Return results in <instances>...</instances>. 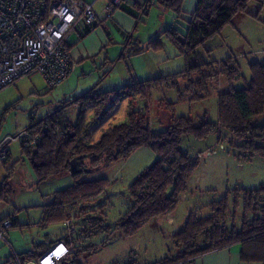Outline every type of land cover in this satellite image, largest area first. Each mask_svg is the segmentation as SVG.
Wrapping results in <instances>:
<instances>
[{
  "label": "rangeland",
  "instance_id": "obj_1",
  "mask_svg": "<svg viewBox=\"0 0 264 264\" xmlns=\"http://www.w3.org/2000/svg\"><path fill=\"white\" fill-rule=\"evenodd\" d=\"M166 14L173 15L171 12ZM178 16L180 19L173 26L171 21L169 27L164 28L166 31L175 28L181 33L187 32L190 18ZM164 32L157 34V40L161 39L160 43L163 44L161 49H147L142 54H131L125 58L122 53L112 64L108 61L106 66H102L106 61L95 57L91 60L101 63V66H95L92 70L93 65L89 64L92 67L86 66L85 69L89 67L92 73H73L61 87L54 90L48 87L41 74H33L1 91L0 141L29 128L31 119L39 122L62 109L64 116L70 118L72 123L76 124L82 117L91 124L85 137L89 144L98 142L112 126L127 123L130 99L118 97L119 91L155 78L174 75L186 68L185 59ZM197 48L200 56L191 58L190 64L213 63L214 72L219 73V77L208 82V93L201 94V99H194L187 90L186 79L181 80L175 88L167 85L153 88L148 100L137 98L133 110L149 108L153 132H163L173 118H188L197 122L206 116L210 122L219 123L220 95L230 89L245 88L251 79L250 66L255 63L264 65V1L249 0L245 12L235 15L232 23L220 35ZM228 61L230 67L239 69V78L230 80V76L223 73ZM95 87L101 94H109L112 101L105 103L103 111L98 105L84 107L82 104L81 107L77 103ZM258 122L264 123V115L258 118ZM232 140L227 132H223L222 141L219 134L202 141L186 140L183 149L192 156L208 150L218 153L200 160L196 175L188 183L186 196L180 198L174 222L160 220L157 226L149 222L129 238L122 237L115 228L102 230L97 227L95 230V225L103 220L104 226L113 227L128 212L132 206L130 186L158 159L150 147L139 149L127 160L101 165L84 176L87 181L105 179L109 184L99 197L88 202L85 214H79L75 219L73 227L77 231L72 237L68 235L63 221H43V211L52 204L53 194L74 184L72 175L66 174L37 185L35 172L23 156L20 144L12 142L9 145L10 158L6 162L0 161V185L10 176L14 192L7 202L0 203V223L4 218L16 215L18 224L8 231L9 244L0 241V264L13 251L26 261H34L35 256L43 253L45 248L66 238L78 247L77 252L79 249L80 253L76 256L80 264H154L167 256H174L176 248L163 235L172 234L175 225L187 214L191 202L194 203L193 209L206 210L204 215H209L210 209L206 208L212 202L227 197L228 210L234 215L235 190L253 191L264 186V159L255 157L247 162L237 159L238 142ZM86 164H89L88 160ZM241 202L242 198L239 199ZM241 210L242 204L237 208V214Z\"/></svg>",
  "mask_w": 264,
  "mask_h": 264
},
{
  "label": "trees",
  "instance_id": "obj_2",
  "mask_svg": "<svg viewBox=\"0 0 264 264\" xmlns=\"http://www.w3.org/2000/svg\"><path fill=\"white\" fill-rule=\"evenodd\" d=\"M183 2L184 0H164L161 4L166 10L175 13L176 19L179 20L178 15L183 13ZM248 2L249 0H199L195 12L190 16L186 33H181L175 28L165 31L164 34L185 59V70L119 91L118 97L125 96L130 99L128 122L112 126L102 134L98 142L89 144L85 141L90 123L82 117L76 124L72 123L70 118L64 116L63 109L57 110L39 122L31 119L29 129L33 136L40 139V144L36 148H21L23 156L27 158L35 172L37 185L66 174H71L74 180L71 187L53 194L52 204L43 211L44 222L61 220L66 224V221L72 220L74 225L79 214H85L88 202L99 197L109 184L105 179L87 181L84 176L97 170L101 165L127 160L143 147H150L157 154L158 159L130 186L129 196L132 206L113 227L104 226L103 220H99L95 230L97 227L102 230L115 228L121 232L122 237L129 238L149 222L157 226L158 221L173 218L180 198L187 193L188 183L196 175L200 160L203 159L198 156L205 155L209 151L192 156L183 149L186 140L202 141L213 134H219V139L222 141L223 132H227L234 142H238L237 146L232 142V146L237 147V159L245 162L255 157L264 159V123L258 122V118L264 115V65L262 64L255 63L250 66L251 79L245 88L230 89L220 95L219 123L210 122L206 116L197 122L188 118H173L172 123L163 132L155 133L151 127L149 108L133 110L134 101L137 98L148 100L153 88L164 85L175 88L183 79L188 81L187 90L193 94L194 99L203 98L201 94L208 93V82L217 79L219 73L214 72L213 63L206 65L198 62L191 65L190 60L193 57L199 58L197 47L220 35L223 29L232 23L235 15L246 11ZM96 27L98 26L81 25L70 34L69 39L74 33L82 39ZM69 39L67 50L70 53ZM160 40L156 37L146 46H140L138 42L130 39L122 57L142 54L147 49H161L163 44ZM77 65L76 63L73 72L77 69ZM224 66L226 69L223 73L230 76V80L240 77L239 69L230 67L229 61ZM108 102H112L109 94H101L98 87H95L77 103L81 107L98 105L103 111L105 103ZM76 157L80 158V170L73 173L71 161ZM87 160L89 164H86ZM9 177L0 185V203L7 202L14 192ZM234 196L236 199L234 215L228 210L227 197L212 202L206 208L210 209L209 215H204L203 210L196 208L187 212L183 220L175 225L172 234L163 235L176 248L177 256H167L154 264H188L190 259L199 255L238 244L242 245L244 260H264V186L253 191L235 190ZM240 198H242L241 203H239ZM240 204L242 210L237 214ZM14 216L16 220L12 228L16 227L18 224L16 215L4 218L0 226L3 221ZM66 227L68 235L73 237L77 229L70 232L67 225ZM60 241L72 245L75 253L70 262L80 264L76 256L80 251L78 249L77 252L78 247L74 245L75 242L71 244L67 238ZM49 249L51 246L36 255V259ZM19 257L23 263L33 261L30 259L26 261V258L20 255ZM8 260H11V256L2 264Z\"/></svg>",
  "mask_w": 264,
  "mask_h": 264
},
{
  "label": "built area",
  "instance_id": "obj_3",
  "mask_svg": "<svg viewBox=\"0 0 264 264\" xmlns=\"http://www.w3.org/2000/svg\"><path fill=\"white\" fill-rule=\"evenodd\" d=\"M124 1L112 0L106 12L112 14ZM81 25L99 26L101 23L92 6L80 0H0V92L33 74H41L52 90L61 86L76 68L67 50V41ZM12 142L36 148L40 139L25 128L1 140L0 161L9 159ZM217 153L209 150L198 157ZM15 220L14 216L2 222L0 241L8 243L7 234ZM66 225L70 232L74 231L72 220L66 221ZM74 253L72 245L60 241L28 263H23L13 251L11 260L5 264H73L70 261ZM191 263L192 259L188 261Z\"/></svg>",
  "mask_w": 264,
  "mask_h": 264
},
{
  "label": "crops",
  "instance_id": "obj_4",
  "mask_svg": "<svg viewBox=\"0 0 264 264\" xmlns=\"http://www.w3.org/2000/svg\"><path fill=\"white\" fill-rule=\"evenodd\" d=\"M80 1L92 6L101 25L82 39L77 33L71 35L69 39L70 56L78 64L74 74L81 72L82 75H89L95 66H101V63H95L91 59L102 58L106 61L102 66H106L108 61L112 62L118 55L121 56L122 53H125L130 39L138 42L140 46H146L150 39L156 38L157 34L166 31L164 28L169 27L171 21L172 26L177 22L176 14L162 6L161 2L164 0H125L122 7L110 15L106 12V8L112 0ZM198 2L199 0H184L181 16L190 18L195 12ZM167 12H171L173 15H167ZM86 66L93 69L91 70L89 67L85 69ZM193 207L194 203L191 202L188 212ZM168 221L174 222V219L169 218ZM176 253L174 256H177ZM191 264H264V260H244L242 245L238 244L199 255L192 259Z\"/></svg>",
  "mask_w": 264,
  "mask_h": 264
},
{
  "label": "water",
  "instance_id": "obj_5",
  "mask_svg": "<svg viewBox=\"0 0 264 264\" xmlns=\"http://www.w3.org/2000/svg\"><path fill=\"white\" fill-rule=\"evenodd\" d=\"M71 169L73 173H76L80 170V158L76 157L71 161Z\"/></svg>",
  "mask_w": 264,
  "mask_h": 264
}]
</instances>
